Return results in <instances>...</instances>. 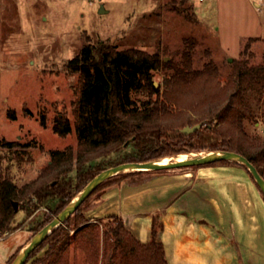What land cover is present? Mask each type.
<instances>
[{"label": "rangeland", "instance_id": "1", "mask_svg": "<svg viewBox=\"0 0 264 264\" xmlns=\"http://www.w3.org/2000/svg\"><path fill=\"white\" fill-rule=\"evenodd\" d=\"M188 6L195 19L176 10ZM190 37L198 44L196 59L202 63L212 60L224 87L231 72L227 62L240 59L247 39L264 40V11L256 12L250 0H0V141L30 145L22 149L21 160L3 151L13 181L22 186L36 178L49 164L52 150L69 146L77 150L75 134L59 137L53 133L52 123L58 114L72 115L78 78L66 65L88 40L95 45L109 42L119 50L134 47L159 52L168 61V55L181 49L183 39ZM252 51L259 64L264 41L255 43ZM163 79V73H155L156 86ZM244 99L253 111L246 130L258 144L264 141V94H248ZM220 102L186 99L182 103ZM42 115L46 128L40 124ZM189 116L201 120L207 113ZM115 186L113 191L124 194L133 188V193L120 202L107 197L113 187L95 194L82 208L88 219L110 224L115 217L123 219V211L141 212L139 220L123 219L138 240L145 231L152 238L155 228L163 243L173 230L179 239L184 238L186 249L198 248L203 264L210 261L209 253L211 258L215 253L220 257L215 264H264V197L244 168L200 166L145 172ZM136 191L139 198L131 200ZM42 218V212L26 221L24 214L19 215L23 227L0 239V264H7L20 246L24 244L22 250L28 244L31 230ZM164 249L168 247L164 245Z\"/></svg>", "mask_w": 264, "mask_h": 264}, {"label": "trees", "instance_id": "2", "mask_svg": "<svg viewBox=\"0 0 264 264\" xmlns=\"http://www.w3.org/2000/svg\"><path fill=\"white\" fill-rule=\"evenodd\" d=\"M176 10L186 18H196L191 6ZM260 41L264 40L247 39L240 59L227 62L231 72L221 87L215 63L196 59L198 44L192 37L183 39L181 49L169 54L168 61L159 52L151 54L134 47L119 50L109 42L95 45L88 40L66 65L78 78V100L72 117L58 114L52 123V131L59 137L75 134L77 150L69 146L50 151L49 164L36 178L18 186L10 177V168L4 165L3 151L21 160L22 149L30 145L0 141V239L42 212L43 218L31 230V240L95 176L125 163L226 151L244 156L264 179V141L254 144L247 133L245 123L253 111L244 99L248 94H264V52L258 64L252 51ZM206 55H210L208 51ZM155 73H163V84L155 85ZM186 99H218L222 103H182ZM201 111L207 113L201 120L189 116ZM40 124L46 128L44 115ZM198 124L202 127L193 133L181 132ZM206 166L244 168L226 161ZM143 173L121 175L101 185L30 255L26 264H169L155 228L151 241L143 244L128 231L123 219L115 217L113 223L101 224L88 219L82 210L95 194ZM20 214H24L23 222L18 220ZM20 250L7 264L13 263Z\"/></svg>", "mask_w": 264, "mask_h": 264}, {"label": "water", "instance_id": "3", "mask_svg": "<svg viewBox=\"0 0 264 264\" xmlns=\"http://www.w3.org/2000/svg\"><path fill=\"white\" fill-rule=\"evenodd\" d=\"M230 62L232 60H229ZM155 85H157L155 83ZM202 127V124L193 127L187 126L181 130L183 134H190ZM159 159L144 163H125L107 170L102 171L95 176L84 189L70 202V204L56 216L47 226L39 231L31 238L28 244L18 253L12 264H26L30 255L61 225H63L72 215L76 213L78 208L105 182L114 179L115 177L137 173V172H157L167 171L182 168L200 167L210 165L216 162H233L243 166L252 176L254 182L264 195V179L259 174L255 166L249 162L244 156L233 152L216 151L202 152L193 154L185 160L166 161ZM14 209L18 211V203L14 202Z\"/></svg>", "mask_w": 264, "mask_h": 264}, {"label": "crops", "instance_id": "4", "mask_svg": "<svg viewBox=\"0 0 264 264\" xmlns=\"http://www.w3.org/2000/svg\"><path fill=\"white\" fill-rule=\"evenodd\" d=\"M252 3H253V6H254V8H255V10H256V12H259V13H261V12H263L264 11V1L263 0H259V1H261L260 3H262L263 4V7H262V9L261 10H258L257 9V5L259 4L257 1L258 0H250ZM120 186H123V184H121ZM120 186H117V188H119ZM113 187V189H112V191L114 190V188H116V186L114 187V186H112ZM111 187V188H112ZM138 187V186H137ZM135 188V187H134ZM130 189V188H129ZM127 190L126 192H124V194L122 193H119V191H110L109 192V195L107 194V197L108 196H110L111 195V197L113 198V199H115V198H117V201H119L120 202V200H121V198H123L124 197V195H126V194H132L133 192H132V189H130V190ZM118 190V189H117ZM137 192V191H136ZM139 191L137 192V194H136V197H134V196H132L131 197V200H134V199H138L139 197ZM109 200H112V199H109ZM130 200V201H131ZM122 202V205H123V201H121ZM138 204V203H137ZM123 215H122V214ZM120 213V216H122L123 217V219L126 221L127 219H131V217H133L134 218V220H136L137 218H138V220L140 219V217H141V215L143 214V213H141V212H137V211H130V212H125V211H123V212H121ZM96 220V219H95ZM95 220H92V221H95ZM134 225V224H133ZM126 226H127V229H128V226H129V223L128 222H126ZM166 226L168 227V224H166ZM169 228H171V227H169ZM130 230V229H129ZM132 233L133 232H135L134 230H133V228L130 230ZM170 234L173 236H171L170 237ZM140 235H141V237H142V240H139L141 243H143V244H146V243H148V242H150L151 240H150V238H151V236L149 237V235H150V231H145V233L144 234H141L140 233ZM30 239V237H28V240ZM166 240H164V237H163V240H164V242H163V244L164 245H166V247H168V249H165V253H166V259H167V261H168V263L169 264H187L186 263V261L187 260H193L194 261V264H203V263H201L202 262V259H200V257H198L199 256V250H197V249H186L185 248V243H184V238L182 237L181 239H179L177 236H175L174 235V233H173V230H171V231H169V232H167V234H166V238H165ZM189 239V238H188ZM171 240V241H170ZM190 240V239H189ZM206 242H207V240H205ZM189 242V241H188ZM22 246H24V244L22 245ZM22 246H20V247H22ZM19 247V248H20ZM18 248V249H19ZM17 249V250H18ZM16 250V251H17ZM210 253H209V255H207V256H209V260L210 261H208V263L206 262V263H204V264H215V260L217 259V258H220V257H218V256H216V253H215V255H214V257L213 258H211L210 257Z\"/></svg>", "mask_w": 264, "mask_h": 264}, {"label": "built area", "instance_id": "5", "mask_svg": "<svg viewBox=\"0 0 264 264\" xmlns=\"http://www.w3.org/2000/svg\"><path fill=\"white\" fill-rule=\"evenodd\" d=\"M198 1H199V2H204L205 0H198ZM257 9H258V10H261L262 7L258 4V5H257Z\"/></svg>", "mask_w": 264, "mask_h": 264}, {"label": "bare ground", "instance_id": "6", "mask_svg": "<svg viewBox=\"0 0 264 264\" xmlns=\"http://www.w3.org/2000/svg\"><path fill=\"white\" fill-rule=\"evenodd\" d=\"M190 157H192V156H190ZM188 157H179V158H177V160H179V161H182V160H185V159H187Z\"/></svg>", "mask_w": 264, "mask_h": 264}]
</instances>
